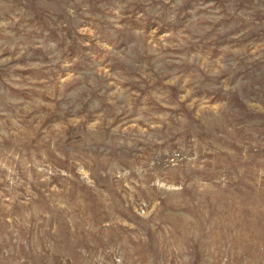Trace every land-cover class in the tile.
Instances as JSON below:
<instances>
[{
    "label": "rangeland",
    "instance_id": "obj_1",
    "mask_svg": "<svg viewBox=\"0 0 264 264\" xmlns=\"http://www.w3.org/2000/svg\"><path fill=\"white\" fill-rule=\"evenodd\" d=\"M0 264H264V0H0Z\"/></svg>",
    "mask_w": 264,
    "mask_h": 264
}]
</instances>
